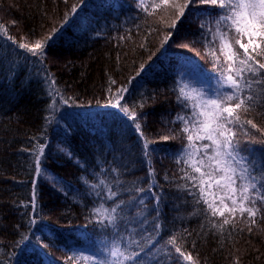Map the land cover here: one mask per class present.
I'll return each mask as SVG.
<instances>
[{"label":"trees","instance_id":"16d2710c","mask_svg":"<svg viewBox=\"0 0 264 264\" xmlns=\"http://www.w3.org/2000/svg\"><path fill=\"white\" fill-rule=\"evenodd\" d=\"M159 3L0 0V264H82L80 250L96 253L112 238L91 213L101 203L112 206L91 188L105 178L119 180L122 188L113 190L122 200L154 182L158 204L151 193L141 196L148 220L161 225L149 245L159 250L152 264H264V211L255 224L237 212L229 217L234 227L219 232L209 221L221 218L206 215V205L179 187L187 182L174 154L188 141L176 117H188L191 108L178 101L177 85L186 84L187 68L214 94L219 72L205 47L212 35L199 28L208 15L193 6L177 21V9L154 8ZM50 34L42 54L18 47ZM209 47L219 54V41ZM246 120L256 127L245 125L244 139L255 142L249 147L264 161V102L241 113Z\"/></svg>","mask_w":264,"mask_h":264},{"label":"snow or ice","instance_id":"6c2138e0","mask_svg":"<svg viewBox=\"0 0 264 264\" xmlns=\"http://www.w3.org/2000/svg\"><path fill=\"white\" fill-rule=\"evenodd\" d=\"M140 6H144V0ZM162 6L177 9V21L192 11L193 6L208 15L209 19L202 21L199 28L203 37L209 33L212 35L211 42L205 39V47L219 72V87L211 96L189 88L188 84L177 85L178 101L185 108H191L188 117L179 114L176 117L182 122L181 131L188 141L182 151L174 154L176 163L184 165L182 178L187 182L179 187L196 197L198 204L206 205V215L221 218L222 222L209 221L219 232H223L227 225L234 227V220L229 217H235L237 212L241 216L246 213L255 224L254 217L264 211V161L257 158L254 147H249L255 142L244 139L248 137L245 125L250 124L253 128L256 125L251 120L242 124L241 113H248L257 103L264 102V0H183L182 3L180 0H160L154 8ZM72 11H76V6ZM175 26V21L169 25L170 28ZM57 31L53 28L52 34ZM52 34L32 44L19 43L18 47L33 55L42 54L45 43L53 38ZM171 35L169 32L161 43ZM244 38L247 43H241ZM216 41H219V54L216 48L209 47ZM240 49H243L242 53ZM132 118H135L134 113ZM136 130L140 132L139 124ZM172 138L162 137L163 140ZM205 140L210 143H196ZM147 149L148 145H145L146 157L149 155ZM43 152L44 146L40 145L39 154L35 156L37 173L43 172ZM113 185L122 188L118 179H100L98 184L91 185L93 190L101 189L106 194L105 200L112 202L110 208L101 203L91 209L101 229L112 230V238L96 253L81 252L79 259L85 264H152L157 260L159 250L149 245H152V233L158 232L161 225L155 222L156 218L152 222L148 220L147 205L141 196L151 193L152 200L158 204L160 197L153 192L155 184L150 182L146 188L135 187L132 191L136 195L128 200L120 199V192L113 190ZM96 194L99 196L100 192ZM257 203L262 207H257ZM132 208L136 211L129 215ZM249 231H252L251 227ZM167 243L173 245L175 238H170ZM175 252L184 260H192L180 247H176ZM167 259L170 262L172 257L169 255ZM236 264H239L238 260Z\"/></svg>","mask_w":264,"mask_h":264},{"label":"rangeland","instance_id":"374dc122","mask_svg":"<svg viewBox=\"0 0 264 264\" xmlns=\"http://www.w3.org/2000/svg\"><path fill=\"white\" fill-rule=\"evenodd\" d=\"M184 80H185V83L188 84L189 88H195L198 90H202L203 92L207 93L209 96L213 95V94L209 93V91L207 90V88L204 84L203 78L200 75H197L194 72L187 70V68H186L185 73H184ZM81 252H84L85 254H91L92 253V252L84 251V250H80V253ZM64 258H66V257L64 256ZM80 262H82V264H85V262L83 260H81ZM46 264H47V262H46Z\"/></svg>","mask_w":264,"mask_h":264}]
</instances>
